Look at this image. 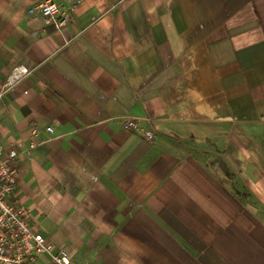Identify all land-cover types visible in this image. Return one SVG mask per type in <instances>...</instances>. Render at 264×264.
I'll use <instances>...</instances> for the list:
<instances>
[{
  "label": "crops",
  "instance_id": "crops-1",
  "mask_svg": "<svg viewBox=\"0 0 264 264\" xmlns=\"http://www.w3.org/2000/svg\"><path fill=\"white\" fill-rule=\"evenodd\" d=\"M0 94L13 203L74 262L264 264V0H0Z\"/></svg>",
  "mask_w": 264,
  "mask_h": 264
},
{
  "label": "built area",
  "instance_id": "built-area-1",
  "mask_svg": "<svg viewBox=\"0 0 264 264\" xmlns=\"http://www.w3.org/2000/svg\"><path fill=\"white\" fill-rule=\"evenodd\" d=\"M28 13L40 15L47 25H53L57 30L63 29L71 21V15L61 13L58 5L53 2H41ZM29 74L30 70L25 67L16 68L6 86L14 85L21 77ZM2 96L0 94V98ZM138 127L136 119L123 122L126 131L133 132ZM47 131L53 133L54 129L49 127ZM144 135L148 139L154 137L152 131H146ZM22 148V143H16L13 149L6 150L0 143V264H34L42 256L48 257L54 264H80L74 262L65 249L56 250L48 239L35 231L29 222V210L13 203Z\"/></svg>",
  "mask_w": 264,
  "mask_h": 264
}]
</instances>
